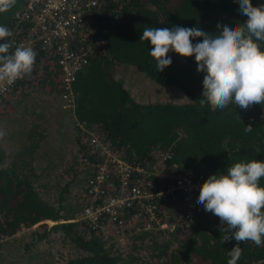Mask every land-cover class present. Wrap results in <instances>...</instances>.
Instances as JSON below:
<instances>
[{
    "label": "trees",
    "instance_id": "obj_1",
    "mask_svg": "<svg viewBox=\"0 0 264 264\" xmlns=\"http://www.w3.org/2000/svg\"><path fill=\"white\" fill-rule=\"evenodd\" d=\"M97 1L87 17V36L77 45V48L81 46L83 49L88 43L90 48L87 63L75 75L71 87L73 109L68 110L73 115L72 123L78 122L83 129H92L110 152L143 168L153 164L161 152L168 154L167 166L175 164L182 171L191 169L203 174L206 179L211 174H227V168L238 162L254 159L264 162V104L253 105L247 110L233 104L222 111H211L208 105L201 107L199 100L204 73H197L194 56L181 57L170 51L167 55L172 63L163 71H157L156 62L149 55L150 42L140 40L145 27H199L209 34L218 35L223 25L234 26L247 20V16L240 12L239 0ZM250 2L254 7L264 5V0ZM22 3V0H16L14 7L0 13V25L8 27L12 33L18 29L13 14ZM15 36L13 33L12 37ZM10 40L9 37L0 43ZM200 40L195 38L193 43ZM14 50L13 46L11 51ZM33 50L37 55L31 76L17 80L10 90L0 94V110L9 103V95L32 86L30 81L39 63L48 54L39 47ZM261 50H264V44H261ZM49 60L44 61L40 73L41 86L59 93L61 71L59 67L60 73L53 71ZM116 66L134 67V70L143 73L146 82L153 85L175 87L187 101L181 104L142 103L129 93L123 85V78L114 76ZM56 79L59 80L58 85ZM52 81L55 83L52 84ZM142 88L147 94L152 92V88ZM33 89L39 91L41 88ZM248 125L253 127L251 132L244 131ZM76 132L77 150L88 151V146H91L88 136L79 127H76ZM31 149L27 142L20 144L15 153L17 159L12 164H6L0 150V234L5 236L17 232L19 224L29 226L41 219L59 220L57 211L39 197L34 184L24 173L25 166L20 155L25 153L29 156ZM95 153L98 154L92 148L86 156L88 164L94 162L93 156H99ZM94 169L87 166L82 186L77 185L75 194L79 195L82 191L80 200H84L85 186L95 175ZM71 184L72 177L59 186L60 195L69 193L73 196L74 186L71 187ZM259 184L264 187V177ZM50 228L60 231L80 254L62 264H227L230 259L227 253L237 244L234 239L221 243L223 226L219 218L213 214L209 216L199 204L188 231L145 232L136 236L166 239L168 251L163 247V252L155 257L148 254L154 242L143 252L147 254L122 257L117 248L121 239L107 237L98 229L90 230L79 221L58 222ZM166 235L172 236L166 238ZM42 237L43 234L36 235V239ZM106 238H111L109 244ZM239 246L243 254L238 264H264V247H257L251 241L240 242ZM134 249L140 251L142 248L139 245Z\"/></svg>",
    "mask_w": 264,
    "mask_h": 264
},
{
    "label": "clouds",
    "instance_id": "obj_2",
    "mask_svg": "<svg viewBox=\"0 0 264 264\" xmlns=\"http://www.w3.org/2000/svg\"><path fill=\"white\" fill-rule=\"evenodd\" d=\"M16 0H0V13L14 7ZM243 24L222 26L218 35L199 27H145L140 40L151 45L149 55L157 71L171 63L172 51L181 57L194 56L197 73H204L200 106L211 111L224 110L230 104L247 110L264 104V5L254 7L250 0H239ZM220 29L221 25H217ZM12 31L0 25V41H7ZM195 38H201L193 43ZM0 43V86L13 85L30 77L37 53L32 47ZM240 120V118L238 117ZM76 123V122H75ZM74 123V125H75ZM251 125L245 132H251ZM264 162H238L227 168V174H211L200 186L197 203L217 216L223 226L221 243L234 239L237 244L228 251L227 264H238L243 254L240 242H253L264 247Z\"/></svg>",
    "mask_w": 264,
    "mask_h": 264
},
{
    "label": "built area",
    "instance_id": "obj_3",
    "mask_svg": "<svg viewBox=\"0 0 264 264\" xmlns=\"http://www.w3.org/2000/svg\"><path fill=\"white\" fill-rule=\"evenodd\" d=\"M13 14L18 28L10 37L13 46L39 47L55 57L61 71L59 99L73 109L72 84L87 63L89 44L78 47L87 36V17L97 0H22ZM83 44V43H82ZM84 45V44H83ZM14 86H0L4 94ZM89 144L98 152L95 175L85 186L82 222L89 229L115 237L124 233L188 231L198 206L203 174L167 166L168 154L143 168L110 152L95 132ZM8 236L0 234V247Z\"/></svg>",
    "mask_w": 264,
    "mask_h": 264
},
{
    "label": "rangeland",
    "instance_id": "obj_4",
    "mask_svg": "<svg viewBox=\"0 0 264 264\" xmlns=\"http://www.w3.org/2000/svg\"><path fill=\"white\" fill-rule=\"evenodd\" d=\"M88 30L89 29H87V33ZM46 59H50L49 63L53 67V71L60 73L55 59L51 56V54H47L45 59L39 63L36 74L30 81L32 86H30L28 89H25L27 87H23L19 89V91L13 93L10 98H7V100H10L9 103L1 108L0 117H3L2 115H4L2 123H6L5 125H2L3 131L10 133L12 132L10 131L11 128H26L28 127V124L31 125L35 121L32 118V113H28L26 111L24 104L31 103L30 101L36 104L38 101H41L38 98L33 99L30 96L34 95V92H36V89L33 88H42L41 84L43 83L40 73ZM113 71H115V77L121 79L123 78V85H126L129 93L142 103L161 102L181 104L187 101L186 98L175 87H164L161 84L153 85V83L146 82L145 80L147 79L143 78V73L136 69L134 70V67L132 66H116ZM58 83L59 80L56 79V84L58 85ZM142 87L152 88V92L147 94V92H145ZM22 90H24L25 93L23 94L25 95L24 97H21ZM13 96L14 99L12 98ZM62 108L65 110V113H70L71 115V111L68 110V108ZM59 112L61 113V109H59ZM39 125L41 126L40 121ZM76 127L81 128L82 131L88 136L87 141L89 143L90 135L94 133L93 130L83 129L82 124L76 122L73 132L71 131L70 134L66 133L65 137L61 136L60 140L56 142L55 148L50 150V146L42 145L41 151L46 154L45 157L47 163L45 165L39 166L36 164H31L32 169H29L27 165L24 168V173L34 184L39 197L57 211L59 220L52 221L50 219H41L29 226L19 224V230L15 233H12L11 235H8L5 243L0 247V264H62L67 259L80 255L60 231L50 228L54 223L58 222H82L81 218L83 217H81V209L83 200H80L82 199V191L79 195H76L75 192L78 190L77 185L82 186V176L84 175L83 173L86 167L89 166L90 168H94L100 159L99 156H93V159H95L94 162L88 164L86 156L90 154V151L92 152L91 146H88L89 150L85 152L77 150V145L75 144V137L77 134ZM30 128L35 127L34 125H31ZM58 135L59 133L57 131L55 136ZM22 137L23 135H21V137L16 136L17 140L14 137H8L9 139L7 141L5 140V142H9V140L11 142H22L24 140V137ZM41 138L44 137L39 138L40 143L51 144L52 139L48 140L47 142H42ZM2 139L3 137H0V141ZM29 142L30 141L28 140V143ZM72 144L74 148L72 147ZM23 163L25 165V162ZM70 177H72L71 187L74 186L73 196L69 193L60 195L59 186ZM73 179H75V181ZM208 214L209 216L212 215L210 212H208ZM62 218L67 219L63 220ZM82 224L83 226H86L83 222ZM37 234H43V237L36 239ZM103 234L107 235V237L114 236L111 232H105ZM138 234L139 233L126 232L123 235L115 237L116 240L118 238V240L121 239V243H119L117 248L122 257L123 255L127 254L136 256L147 254L143 252L150 248L151 242H154L155 244H153L152 249L148 252V254L152 255L153 257H155V255H160L159 253L163 252V247L165 251H168V243L164 237H149V235H144L142 238H138L136 237ZM171 236L172 235H166V238H170ZM106 239H108L106 243L109 244L111 238ZM27 243H29L28 247L26 246ZM139 245L142 249L140 251H136L134 248H137Z\"/></svg>",
    "mask_w": 264,
    "mask_h": 264
},
{
    "label": "crops",
    "instance_id": "obj_5",
    "mask_svg": "<svg viewBox=\"0 0 264 264\" xmlns=\"http://www.w3.org/2000/svg\"><path fill=\"white\" fill-rule=\"evenodd\" d=\"M54 83L55 82L52 81V84ZM21 94L25 93L23 92ZM11 95H9L8 97L10 98ZM14 96L12 97L13 99ZM30 97L33 99L38 98L39 100H41L36 104L32 101H30L31 103L24 104L26 111L28 113H32L33 115L32 118L35 121L31 125H34L35 128L32 131L28 132V129H30L31 127V125L28 124V127L26 128H11L10 131L12 132L7 133L2 130V125L6 124L5 122L2 123V120L4 118V115H2L3 117H0V134H2L0 135V137H3V139L0 141V150L3 152V159L6 164L10 162L12 164V162L17 159L15 153L19 150L20 144L22 145L24 142L28 143L29 140V144L32 146L30 155L25 156V153H23L22 159L23 162H25V165L24 163L23 165L25 167L27 165L29 169H32L31 164L42 166L47 163L45 157L46 154L41 151L42 145L50 146V150L55 148V144L58 140H60L61 136L65 137L66 133L70 134L71 131L73 132L74 123H72L73 120L71 119L73 115H70V113H65V110L62 108L63 106L61 105L58 91L46 90V88H41L39 91L34 92V95H31ZM9 101L10 100H8V102ZM59 109H61V113L59 112ZM39 121L41 122V126L39 125ZM57 131L59 135L55 136ZM21 135H23L24 137V140L22 142H11L10 140L7 143L5 142V140L7 141L9 138L14 137L16 139V136L21 137ZM40 137H44L41 138L42 142H47L48 140L52 139L51 144L40 143ZM72 147L74 148L73 144Z\"/></svg>",
    "mask_w": 264,
    "mask_h": 264
}]
</instances>
